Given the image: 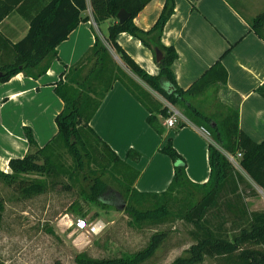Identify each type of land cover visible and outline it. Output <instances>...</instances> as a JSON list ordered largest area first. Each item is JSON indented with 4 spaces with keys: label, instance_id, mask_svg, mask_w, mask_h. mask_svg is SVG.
Returning <instances> with one entry per match:
<instances>
[{
    "label": "trees",
    "instance_id": "1",
    "mask_svg": "<svg viewBox=\"0 0 264 264\" xmlns=\"http://www.w3.org/2000/svg\"><path fill=\"white\" fill-rule=\"evenodd\" d=\"M151 1L91 0L94 18L98 24L113 20L105 37L107 43L97 35L94 45L77 64L70 68L65 66L68 71L61 74V79L55 87L57 95L64 102L63 110L56 117L58 133L46 145L40 147L32 130L25 128L30 149L22 158H11L9 161L11 171L0 170V179L13 185L15 190L25 197L41 194L44 191L43 185L37 180L23 178L21 174L58 168L61 162L58 150L65 146L72 158L70 179H73L75 174L76 178L85 184L81 194L102 204H113L107 201L111 195L114 200L122 196L129 203L126 210L135 219L143 214L157 215L154 213L159 211L170 214L174 207V199L172 200L171 196L176 189L185 190L189 185L199 187L203 190L199 200L195 201L194 194L191 193L190 199L179 205L180 212L198 230L195 232L197 242L191 246L189 258H178L174 264H191L204 256L217 259L218 264H264V211H249L245 201L246 197L257 195V190L241 172L236 170L224 152L233 155L241 153L240 166L254 183L264 189V141L256 142L240 127L239 96L236 97L235 104L226 103L227 111L223 115L207 113L196 103L211 89L215 91L216 96L222 90L228 89V70L223 59L230 49L188 88H182L177 84L173 72V64L178 54L173 47H167L161 41L164 27L175 11V0H166L157 22L151 29L144 30L134 22L135 17ZM228 1L246 18L250 29L264 40V15L260 14L251 21L234 1ZM29 3L33 4L34 8L33 13L28 16V32L22 39L13 43L0 31V83L9 81L21 72L33 78L46 73L51 62L58 57V45L79 25L82 21L81 14L87 9L86 0H0V22L12 11H21L22 7ZM121 9L131 14L124 23L118 20ZM122 32L138 38L152 50L155 58L157 50L162 52L163 58L157 62L160 68L158 75L148 73L118 43L117 36ZM108 45L136 76L169 103L181 107L190 123L198 127H208L215 145L210 141L211 171L206 183L195 185L189 180L186 160L175 148L173 137L167 136L160 151L170 156L175 171L173 180L165 192L147 194L134 188L135 190L128 191L124 196L122 192L115 191L109 185L106 174L112 167L123 166L133 172L136 179L140 175L136 169L121 159L90 125L113 84L116 81L121 82L145 106L149 111L148 123L161 136L167 131L162 120L169 117L172 112L162 102L161 104L155 101L151 93L116 62ZM89 63L93 65L91 71L87 72ZM64 76L66 80L62 79ZM99 84H102L101 90H98ZM256 91L264 97V83L260 84ZM92 95H97L98 100H93ZM187 125V122L179 120L173 130L178 131ZM92 140L96 141L94 146ZM128 157L139 160L141 156L132 150L129 151ZM94 164L98 168H94ZM66 188L70 189L71 185L67 184ZM150 195L158 197L161 203L152 210L139 209L141 202ZM4 210L5 202L0 195V221ZM212 212L226 213L241 219V223H236L237 228H234L236 232L230 236V232L223 224L212 228L209 217ZM157 246L158 242L154 238L146 249L132 255L105 258L79 255L77 263L142 264L154 255ZM0 264H4L1 259Z\"/></svg>",
    "mask_w": 264,
    "mask_h": 264
},
{
    "label": "crops",
    "instance_id": "2",
    "mask_svg": "<svg viewBox=\"0 0 264 264\" xmlns=\"http://www.w3.org/2000/svg\"><path fill=\"white\" fill-rule=\"evenodd\" d=\"M86 1L82 21L58 45V57L51 62L46 73L33 78L21 72L0 83V170L11 171L10 159L22 158L28 153L30 146L25 128L32 130L40 147L58 133L56 117L63 110L64 102L55 87L61 74L68 71L65 66L70 68L77 64L94 45L97 35L105 41L113 20L98 24L91 0ZM165 2L152 0L148 3L135 17L136 25L144 30L151 29ZM33 8L34 5L29 3L21 11H12L0 22V31L13 43L27 34L28 16L33 13ZM117 41L148 73L159 74L160 68L152 50L138 38L122 32ZM161 41L176 50L178 57L173 72L177 84L185 89L230 49L223 59L228 70L225 92L229 95L223 96L227 97L229 104H233L237 96L241 98L238 105L240 127L256 142L264 141V97L256 91L264 83V40L250 29L246 18L228 0H175V11L164 27ZM148 116L145 106L116 81L90 125L121 159L140 173L134 183L138 191L161 194L171 184L174 162L160 151L167 136L173 137L175 148L186 160L189 180L195 185L206 183L211 171L210 139L193 123L178 131L167 128L165 135L161 136L148 123ZM132 150L140 154L139 160L128 157Z\"/></svg>",
    "mask_w": 264,
    "mask_h": 264
},
{
    "label": "rangeland",
    "instance_id": "3",
    "mask_svg": "<svg viewBox=\"0 0 264 264\" xmlns=\"http://www.w3.org/2000/svg\"><path fill=\"white\" fill-rule=\"evenodd\" d=\"M232 1L251 21L260 14L264 15V0ZM109 48L116 62L148 90L155 101L180 111L184 117L181 107L170 106L162 95L128 69L113 48ZM92 65L93 63L88 64L87 72L91 71ZM101 89L102 84H99L98 90ZM226 92L223 90L216 96L215 91L211 89L196 103L207 113L223 115L227 111V97L223 96ZM98 98L97 95H92L93 100ZM209 139L215 145L213 138ZM92 142L94 146L96 141ZM224 152L226 154V151ZM58 154L61 158V162L58 161V168L21 174L23 178L39 181L44 188L41 194L25 197L17 192L13 185L0 179V195L5 202V210L0 221V259L4 264H78L79 255L92 258L127 256L146 249L154 238L158 242L155 253L142 264H174L178 258L190 257L189 250L197 242L195 232L198 230L180 212L179 205L190 199L191 193L194 194L195 201L199 200L202 197L201 188L189 185L185 190L176 189L171 196L172 200L174 199V207L170 214L159 211L154 213L157 215L143 214L135 219L126 210L129 203L122 196L116 200L112 198L113 195L108 197L107 201L114 205L102 204L83 196L81 193L85 184L81 179H77L75 174L74 178L70 179L72 158L69 150L62 146ZM240 158L238 157L237 164H232L250 181L240 166ZM43 162L44 160L41 161ZM94 168L98 166L94 164ZM109 170L106 180L115 191H120L126 196L128 191L135 190L136 178L133 172L123 166L112 167ZM250 182L259 192L257 191L256 196L246 197L248 209L264 211V190L253 181ZM67 184L71 185L70 189L66 188ZM160 203L158 197L150 195L138 208L143 211L152 210ZM209 217L212 228L223 224L230 232V236L236 232L234 231V228H237L236 223H241L237 216L226 213L212 212ZM78 219L86 220L90 226H96L98 230L92 232L89 229H77L75 222ZM191 264L218 262L213 257L204 256Z\"/></svg>",
    "mask_w": 264,
    "mask_h": 264
},
{
    "label": "built area",
    "instance_id": "4",
    "mask_svg": "<svg viewBox=\"0 0 264 264\" xmlns=\"http://www.w3.org/2000/svg\"><path fill=\"white\" fill-rule=\"evenodd\" d=\"M170 106H174L172 105L171 103L169 104ZM170 111L172 112L171 115L167 118L164 119V124L167 128H170V129H173L175 128L177 122L180 120V119H183V121L187 122V123H190V121L185 117H183V115L180 113V111L174 109V108H169ZM199 131L205 136L207 137L208 139L211 137V132L204 126H200L199 127ZM226 155L228 157V159L233 163V164H237L238 162V157H241V153H238L237 155H233V154H230L228 152H226ZM5 172H8V170H5ZM76 227L77 229L79 230H86V229H89L90 231L92 232H96L98 230V228L96 226H90L88 224V222L84 219H78L76 222Z\"/></svg>",
    "mask_w": 264,
    "mask_h": 264
},
{
    "label": "water",
    "instance_id": "5",
    "mask_svg": "<svg viewBox=\"0 0 264 264\" xmlns=\"http://www.w3.org/2000/svg\"><path fill=\"white\" fill-rule=\"evenodd\" d=\"M131 16V14L126 11L125 9H121L118 13V20L120 23H124L129 17ZM163 58V54L160 50L156 51V61L159 62L161 61V59Z\"/></svg>",
    "mask_w": 264,
    "mask_h": 264
}]
</instances>
